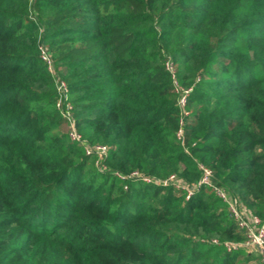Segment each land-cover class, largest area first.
<instances>
[{"label": "trees", "instance_id": "obj_1", "mask_svg": "<svg viewBox=\"0 0 264 264\" xmlns=\"http://www.w3.org/2000/svg\"><path fill=\"white\" fill-rule=\"evenodd\" d=\"M199 165L264 218V0H0V264H264Z\"/></svg>", "mask_w": 264, "mask_h": 264}, {"label": "built area", "instance_id": "obj_2", "mask_svg": "<svg viewBox=\"0 0 264 264\" xmlns=\"http://www.w3.org/2000/svg\"><path fill=\"white\" fill-rule=\"evenodd\" d=\"M41 57L47 61L48 68L51 69V60L48 52L44 49L43 46H39ZM166 67L169 70H172V66L170 63L166 64ZM56 89L59 94V99L56 103L57 108L63 114V116L67 117V132L69 137L72 140L80 142L84 146V150L86 154H96L95 164L100 166V169L103 167L102 164H99L100 159L106 154L107 148L103 145H88L82 141L81 135L76 131L74 126V120L69 115L70 105L63 106L62 100L67 97V87L63 80L56 79ZM189 89L183 91L179 98V103L182 105L185 102L186 94L188 93ZM181 130L178 131L180 133ZM201 168V176L197 181V185L206 184L212 187L216 195L227 202V207L230 215L233 217L235 222L238 224L240 228L245 230L246 238L241 243H225L227 248L236 247V246H244L247 248L255 247L258 252L261 254L262 260H264V218H261L259 215L251 213L249 210L244 208L241 205L239 199L237 197L231 196L226 190L222 187L215 185L212 182V174L211 170L208 167L203 165H199ZM132 175H139L136 171L131 173ZM141 177L146 180L150 181L153 180L155 182H161L166 184L168 182H174L178 186H184V182L177 179L174 175H170L168 178L164 180L154 179L148 175H141ZM191 188H188V195L191 193ZM216 242V239H213Z\"/></svg>", "mask_w": 264, "mask_h": 264}, {"label": "rangeland", "instance_id": "obj_3", "mask_svg": "<svg viewBox=\"0 0 264 264\" xmlns=\"http://www.w3.org/2000/svg\"><path fill=\"white\" fill-rule=\"evenodd\" d=\"M68 128L65 126V130H67ZM99 168H100V166H99ZM250 250H251V248H250Z\"/></svg>", "mask_w": 264, "mask_h": 264}]
</instances>
